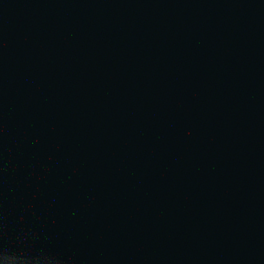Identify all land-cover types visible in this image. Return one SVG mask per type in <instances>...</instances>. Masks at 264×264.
I'll return each mask as SVG.
<instances>
[{
  "label": "water",
  "instance_id": "1",
  "mask_svg": "<svg viewBox=\"0 0 264 264\" xmlns=\"http://www.w3.org/2000/svg\"><path fill=\"white\" fill-rule=\"evenodd\" d=\"M0 264H264V0H0Z\"/></svg>",
  "mask_w": 264,
  "mask_h": 264
}]
</instances>
